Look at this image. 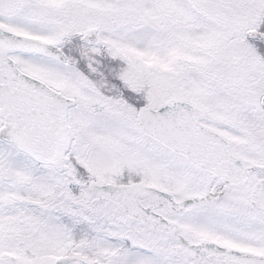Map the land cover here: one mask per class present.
I'll return each instance as SVG.
<instances>
[{"label":"snow or ice","instance_id":"snow-or-ice-1","mask_svg":"<svg viewBox=\"0 0 264 264\" xmlns=\"http://www.w3.org/2000/svg\"><path fill=\"white\" fill-rule=\"evenodd\" d=\"M0 264H264V0H0Z\"/></svg>","mask_w":264,"mask_h":264}]
</instances>
